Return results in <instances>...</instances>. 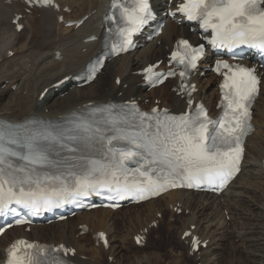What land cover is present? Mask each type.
<instances>
[{
	"label": "snow or ice",
	"instance_id": "obj_1",
	"mask_svg": "<svg viewBox=\"0 0 264 264\" xmlns=\"http://www.w3.org/2000/svg\"><path fill=\"white\" fill-rule=\"evenodd\" d=\"M37 3L51 5L53 0H37ZM112 7H119L124 24L118 31L121 41L113 44V52L117 48L126 51L132 43V34L147 24L153 14L148 0H127L120 5L114 0ZM177 11L187 20L197 21L206 32L210 29L209 43L213 47L232 49L247 45L264 50V0H183ZM21 27L17 24L18 30ZM203 52V44L193 47L188 40L177 42L171 58L183 66L184 70L179 72L181 78L189 69L196 68ZM221 68L228 71L223 74L221 85L226 91L222 97L224 113L219 121L209 120L198 105L194 114L179 117L158 113L157 109L152 110L153 115L132 113L131 118L111 121V135L85 122L66 131L0 129V210L16 204L38 212L100 188L115 192L120 198L138 195L143 199L145 193L158 195L168 187L178 186L180 181H186L188 187L193 182L199 186L202 182L217 181L223 186L238 171L241 138L250 130L249 110L260 81L253 69L219 61L216 71ZM92 71L94 74L95 68ZM145 72L150 82L153 77L159 80L164 75L154 73L152 66ZM188 105L192 106L191 99ZM214 124L218 127H209ZM67 140L76 141L84 150L100 152L101 158L81 156L78 162H64L66 175H42L39 169L61 167L62 162L51 157L68 148ZM12 158L25 163L17 166ZM129 163L136 167L130 168ZM67 177L73 179L69 181ZM28 249H36L37 254ZM43 252L40 245L18 240L8 249L7 264H61L55 257L41 258Z\"/></svg>",
	"mask_w": 264,
	"mask_h": 264
},
{
	"label": "bare ground",
	"instance_id": "obj_2",
	"mask_svg": "<svg viewBox=\"0 0 264 264\" xmlns=\"http://www.w3.org/2000/svg\"><path fill=\"white\" fill-rule=\"evenodd\" d=\"M68 1L70 0H57L63 8L70 5V9H74L76 1L72 4H68ZM152 1L155 9L163 14L167 9L163 3L168 1ZM79 3L78 18L88 15L89 19L76 30L65 29L69 35L59 36L57 13L54 11L45 9L26 16L22 22L26 29L17 33L12 22L15 14H24L23 5L19 3L6 5L0 1V118L13 122L27 119L32 115L59 118L93 102L107 103L110 100L124 102L131 98H154V96L163 100V107L185 110L184 102L175 93L172 96L166 94L165 85L154 89L150 94L142 93L143 88L139 85L141 78L135 75L145 65L164 59L166 46L173 47L172 44L177 37L186 35L187 31L184 27H178L172 23H168L165 27L164 34L160 38V46L152 43L136 53L111 61L92 85L75 88L64 84L60 88L57 87L63 78L76 74L102 49L99 42H85L91 35H101L102 24L100 23L97 27L95 24L101 21V17L106 12V2L105 0H80ZM65 18L69 20L68 17L65 16ZM83 49H87V52H82ZM12 52H16L14 57H10ZM59 54L62 56L61 60L56 59ZM117 78H121V85L125 83L129 85L127 90H123L122 86L116 83ZM196 82L200 92L198 98L211 108L213 98L217 95L216 87L214 89L216 76L206 74L205 78L197 77ZM47 88L49 90L46 98L40 101V94ZM24 92L30 94L24 96ZM118 94H122V97L118 98ZM253 121L256 131L247 139L243 170L231 187L220 197L175 191L141 205L140 208L143 206L149 208V213L147 212L149 218H143L145 212L138 211L139 208L136 209L137 207L133 206L135 215H130L129 219L133 220L136 217V221L140 224L138 228L127 231L125 229V233L122 234L115 229L116 215L112 211L103 209L83 212L73 219L50 226H35L29 233L23 228L10 229L0 240V264L4 263L6 246L20 238L72 246L77 249V255L71 260L77 264H102L96 260L100 255L112 257L113 264H165V258L163 260L159 253L153 256L144 254L143 257L132 259L129 263L123 256L126 250L124 242L129 237L128 234L135 245L134 237L155 222L157 214L163 213L165 207L181 209L183 215L189 211L187 217H177L179 223L182 220V224L178 227V243L186 250L185 259L196 260V264H223L222 252L231 250L233 254L229 257L230 264H234L235 259H238L236 256L240 254L244 259L240 261L242 264H264V166H262L264 78ZM173 211L172 209L170 213L171 220L176 217ZM224 212L230 213L228 214L230 224L227 223ZM82 225H87L89 233L93 236L97 231L107 232L110 249L96 247L95 241H93V248L87 247L89 242L85 236L77 238ZM192 225L196 226L195 233L203 240H209L208 248L199 254L201 257L199 261L196 259L197 256L189 254L190 246L181 240L182 235L190 230ZM148 231L149 236L154 233V230ZM233 238H239L240 244L233 243Z\"/></svg>",
	"mask_w": 264,
	"mask_h": 264
},
{
	"label": "rangeland",
	"instance_id": "obj_3",
	"mask_svg": "<svg viewBox=\"0 0 264 264\" xmlns=\"http://www.w3.org/2000/svg\"><path fill=\"white\" fill-rule=\"evenodd\" d=\"M71 1V0H70ZM68 1L69 4H72L73 1H76L75 3V10L74 13L70 15L71 19H75L76 17V13L77 10L79 9V1L78 0H72L71 2ZM91 1V0H89ZM66 28H64L62 25H60L59 27H57V34L58 35H64L67 36L69 35V32L65 30ZM65 30V32H63ZM5 52V51H4ZM82 52H86V49H83ZM112 81V79H111ZM171 83L166 87L165 92L169 93V88L171 87ZM30 93H23L24 96H27ZM171 95V94H170ZM48 111V109L46 110V112ZM254 200V199H253ZM255 201V200H254ZM148 207L143 206L142 208H139L138 211H142L145 212V214H143V218H149L148 216ZM135 210V209H134ZM133 210V211H134ZM135 212V211H134ZM148 212V213H147ZM131 213V214H130ZM140 214V213H139ZM141 214V215H142ZM130 215H135L131 210L127 209L126 210H122L120 212L117 213L116 215V230L118 232H120V234L125 233V229L126 231L128 229H132V228H138L139 226V222L136 221L137 219L133 218L129 219ZM165 215V222H163L162 224H160L159 228L155 231L156 233L152 234L151 237L149 238L148 244H146V247H144L143 249H139L137 247H135L133 245L132 242V237L130 236V234H128V238L126 239V241L124 242V246L126 247V250L124 252V258L128 260V263L130 261H132V259H136V258H141L143 257L144 254H149L150 256H153L155 253H159V255L162 256L163 260L165 258V264H196V260L191 261V259H185L186 257V250L182 245H179L178 241V227L182 224V220H180V225L178 224V222H176V218H173V220H170V216L169 215V211H167L166 213H164ZM187 216V215H185ZM230 220V217H229ZM227 218V222L230 224V221ZM169 224V226L167 225ZM232 228V225H231ZM134 231V230H133ZM137 231V230H136ZM86 240L89 242L87 247H92L93 244V239L91 235L86 236ZM232 242L235 244H240L239 243V238H233ZM230 249V248H228ZM176 251V252H175ZM233 254V252L228 251L226 253L222 252V259L224 261L223 264H230L229 262V257ZM235 257V256H234ZM242 257V258H241ZM131 258V259H130ZM236 258H238L237 260L235 259L234 264H242L240 261L244 260L242 254L237 255ZM177 261V262H176ZM179 261V262H178ZM99 262H101L102 264H108V259L106 258L105 255L102 256V258L99 260ZM111 263V262H109Z\"/></svg>",
	"mask_w": 264,
	"mask_h": 264
}]
</instances>
